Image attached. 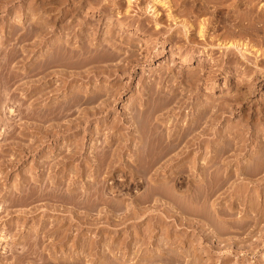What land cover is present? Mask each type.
Wrapping results in <instances>:
<instances>
[{
  "label": "bare ground",
  "instance_id": "6f19581e",
  "mask_svg": "<svg viewBox=\"0 0 264 264\" xmlns=\"http://www.w3.org/2000/svg\"><path fill=\"white\" fill-rule=\"evenodd\" d=\"M64 1H66V0H64ZM70 1H71L70 5H72L73 4L72 0H70ZM135 1L136 0H125L126 4H124L125 5L124 8L122 7L123 10L121 8V11H123L124 13L120 12V11H118V12L123 13V16L127 15V17H129L128 15H131L130 13H132V10H133L132 7L134 6L133 3ZM149 1H151V0H149ZM226 1L228 2L227 4H225ZM243 1H245V0H243ZM252 1L251 0L248 1L247 4H249V6L247 7L246 10H244V13L246 11L245 14H241L238 12L236 13V11H238L236 7L241 5L242 0H202L200 2V4H199V2H196V0H195L194 2L198 3L197 6L195 5V7H192V4L189 1V3L191 4V7L188 8V10H189V13H191L192 15L194 14L196 16L197 14L200 15L199 12L205 13L206 11L208 12L209 10H211V8H212V10H211L212 12L214 11L216 13L217 12L220 13L221 11H223L225 9L223 7V5L229 6L230 3H233V5H236V7H235L236 11H234V9L232 10V8H231V10H230V8L228 10L226 9L227 11L226 10L223 11L224 16H222L227 21V22L225 20L222 21L224 23V25H225V22L227 25L229 22L228 29L226 28L229 31L228 32L226 31V33H228L226 35H228L229 37L233 36V39H231L232 37L228 40H225L223 38L224 40L220 42L216 38L215 39L216 42L214 40H213V42L217 45L224 47L227 55H228V52L231 53L234 51L235 54L240 52V57H243L248 52L249 53L256 52V49H257L253 43H252L253 44L252 45L249 41H247L245 39L247 42H249V44H251V45H249V48L250 47H252L253 49H254V47L256 48L254 50L251 48V50H253V52H251L250 49H247L248 43L246 41H242V40H244L243 39L244 33H246V34L249 33L250 35L253 36V38L255 37V39H257L256 42H259V43L261 41L264 42V16L259 17L258 15H261L263 13H261V14L259 13L257 15L256 11L254 12V15L252 14V10H253V8H255L254 3H252ZM52 2H54V1H52ZM62 2H63V0H62ZM191 2H192V0H191ZM254 2H256V1H254ZM84 3H86V2H84V0H77L76 2H74V6L72 5L73 7L71 6V8H73L76 13L80 12V11H82ZM97 3H99V2H97ZM112 3H114V2H112ZM156 3H158V4L160 3L162 5H165V7H169L168 9H170L171 5H173V4L170 0H152L150 2V4L147 2V4H146L147 6L145 5L146 7H148L150 9V10L148 9L150 12L152 10V14H153L152 16L154 18L153 22H151L149 24V26L152 27V29L155 30V32L157 31L156 33H158V31L160 29H162V26H163L162 24L164 22L161 23L162 20L160 22V19H161V16H163V13L161 12L162 15L158 13L159 11H157V9H156V6H157ZM62 4L63 3L56 4V6L53 5L50 8H48V7L44 8V6H42L44 8V10L47 12V14H46L47 16L43 15L40 17V15H37L36 17H33L31 12L30 13L28 12L29 15L26 16V21H28V22H27V25H26L24 32H23V39L26 42L21 46V50L20 49L19 50L13 49L10 56L14 57L17 55V53H21V56L24 58V57L32 56L33 55L32 52L34 53V49L36 50V49L42 48V46L45 42V39H47L46 35H49V33L53 34L56 31L55 30L56 27H52L55 25L54 23H56L57 21H61L60 22L61 24L64 23L65 22L63 20L64 17L67 16V14H69L71 12V9L69 6L64 7L65 5L63 6ZM93 4H94V2H93ZM155 4H156V6H155ZM41 5H47L48 6L49 2L40 4V7H41ZM60 5H62L63 7ZM90 5L93 6L92 4H90ZM102 5H104V4L102 3ZM96 6H98V5L96 4L95 7ZM107 6H109V5H106L105 7L107 8ZM111 6H113V4ZM189 6L190 5H187L186 7H189ZM227 6H225V7H227ZM105 7H104V9H105ZM116 7H118V6H116ZM116 7L114 5V8H112V9L115 10V9H117ZM186 7H184V8H186ZM222 7L224 9H222ZM51 8L52 9L55 8V11L51 10ZM90 8H93V7H90ZM162 8H163V6H162ZM93 9H95V8H93ZM109 9L111 10V8H109ZM194 9H195V12H194ZM48 10L52 11L55 14L54 18L52 16H50V17L48 16V13H49ZM118 10H120V9H118ZM241 10H243V9L240 8L239 11H241ZM30 11H32V10H30ZM45 11H44V13H45ZM133 11H135V10H133ZM185 11H187V10H185ZM107 12L109 13V11H107ZM234 12H235V14H234ZM167 13H165V15ZM73 14H74V12H73ZM133 14H132V16H133ZM221 14H223V13L221 12L220 15ZM236 14H240V15H236ZM69 15L71 16L70 18H68L69 21L66 20V21H68V23H65L64 25H60V23H59V30H60L59 34H60V36H63V41L59 42L58 41L59 38L56 39L58 44L55 43V46H54L52 53L49 55H45L46 54L45 53L44 55H41V56H38L40 53L37 54L38 57H35L33 60L28 62V64L25 65L24 68H21L22 70L17 71L15 74L10 70L9 75H7V77L4 81L7 84L10 81V79L17 74L22 76V77H25L26 78L25 79L26 85L24 87V93H23L24 100H27V99L31 100L30 102L28 101L29 102L28 104H26V111L24 112V116H25L26 121H24V120L22 121L23 122V123H21L22 128H20L19 133L17 132V135L15 132L16 136H19V134L21 136H23V137H21V139H23V143H20V142L17 143L18 147H20L19 153H23L26 155V154L30 153L31 151L33 152L35 149L37 150L36 147H39V145L41 143L40 140H43V139L48 140V138L49 139L53 138L55 141L54 135H57V138L62 136L65 139V141H69L71 139H76V141L72 145L68 146V149H66L67 146L65 147V144L62 145V147H60V144H59V146L56 144V147H58V152L54 151V149L52 150L53 152H57L55 156H58V157H55V160L53 159V161H51V160L47 159V157H45L44 160L42 159L43 160L42 162L40 160L41 164H38L36 162V160L38 161L39 159L35 160V163L38 164L41 168L40 173L42 174L41 176H43V177H40V175H38L39 178H38V176H36L37 178L32 179L33 181H31V183H33V184L35 183V185L32 184L29 187H27L26 191L30 192L28 199H29V201H30V199L31 200L38 199V197L40 198L41 196H43L47 193L49 194V191H50L49 195H51L50 189L54 190L56 188V187L54 188L55 185L52 186L54 189L51 186H48L49 189L45 190V187L47 185L45 186V184H42L43 181L40 182V180L42 178L47 179V177H48V179H49V177H52V178H55L57 181L65 179V183H63V184L66 185V187L63 189L64 186L63 187L60 186V184L62 183L61 181L57 187L60 186L61 188L60 187L59 188L61 191L63 190L65 192V194H69V196L67 195V197H68L67 198L66 196H64V197H62L63 195L61 196V194H63V193H61V191L56 192V193H60V194H57L54 196H60V197L58 199L55 197L56 199L55 198L54 199L60 200L62 198H65L67 201H70V199H73V200L77 201V204L76 203H74V204L78 205V203L81 201L78 199L79 196L76 195L78 193H75V192L79 191V190H76L74 188L75 184L72 183L73 184L72 187L74 186L73 188L76 191L74 192V191H72L74 189H72L71 191L73 193H68V192H70L69 190L71 188V187L68 188V186L71 184V181H72L70 179L71 180L70 184L67 182L66 178L68 176H69V178H80L81 177L84 179L86 177V178L90 179V177L96 178L97 176H99L103 173L108 174V175H109V173L115 174L114 173L115 171L118 172V173H116V175L124 174V170H126V171L128 170V173L125 172L126 173L125 176H128L130 178V183L133 182V180H136L134 182H137L138 181L137 179H141L142 182L140 180L139 181L141 183H145V184H143V185H145L144 186L145 190L142 192V190H143L142 189L140 191V193H137V194L135 193L133 196L128 197L127 199L125 196H121V198L118 197V198H120V199H118L119 202L115 201L116 198H113L115 194L111 195L112 193H110L109 190H108L109 192H107V194H109V195H107V196L103 195L101 193V195H103V196L100 198H102V199H97V202L99 200H102L104 202L105 208H103V211H104V209H105V211L104 212L102 211L100 213L99 211L102 210L103 206L99 205L101 207V210L99 208H97V206H96V209H98V213H100L99 215L96 213L97 214L96 216L99 217L103 213L104 215H101L102 216L101 218H103L105 216V218L103 220H105L104 222L106 223V225L103 226V224H101L99 226V224H98L97 227L95 228L96 229L95 231L94 230L91 231V229H90L91 227H90L88 229V232L89 233L93 232L94 235H92V236H95V235L97 236V233H101V232L103 233L104 232L105 237H103V238L101 237V239H103L102 242H100V239L98 240L96 238L93 240L92 236H91L92 241L90 242V240L89 241L87 240L88 242H90L88 246L86 245V247H84L85 245L84 246L82 245L83 247L80 246L81 248L76 247L79 249V250L76 249L78 252L76 251L74 253L75 248H74V250H73V248L71 249V247L69 248L70 245L69 246L67 245V243H69L67 240L72 241V242H70L71 245H72V243H74L73 245H75V242H77L79 244L80 240L82 241V239L78 237L79 233L78 234L75 233L77 235V238L79 239V241H75L76 238L69 239L70 234L72 232H75L76 230H78L80 232L81 230H83V227L87 228V226H82L80 223L78 224V221H77V224H75L74 223L75 221H73L74 220L73 218L76 215L74 216V212L72 211L74 209H71V207H68L67 213H64V214L61 213V215L63 214V217H60L61 215L59 216V213H58V218L62 219V221H63V222L61 221L62 222L61 225L59 224L60 220L56 219L59 222H55L56 221L55 217H54V219H53V217H51L52 218L51 220L44 219V221H42V222L40 221V223L38 222L39 224H37V225L36 224H34V225L30 224L32 227L31 228L29 227L30 229L27 228V230L30 231V232L29 231L28 232H29V234L30 233L32 234V237L30 236L31 235L30 234L29 240L27 241L26 245L21 247L22 249L18 253L15 252L17 255L14 253L16 255L15 260L14 261L11 260L12 262L9 261V263H11V264H201L202 261L204 260V257H203V260L201 261L197 256L200 254L201 248H205L204 250L209 251V253H207V258L211 255L221 256L220 252H223L221 250H223V246H225V244H227L226 246H228L229 243H233V244L236 243V245H237V241H241L242 239L247 238L248 234H252L250 232L255 229L254 226L260 227L259 225L256 226V224L252 225L253 223H251V222H252V219L254 216L253 217L250 216V217H252V219L248 221V219L246 218L248 215L245 216L246 214L244 212V217H242L243 215H240L243 218V221L240 220L241 218L239 219L240 221H236V220H238L237 218L239 217V214L243 213V210H241V213H239L240 211L238 209L240 207H243V209L244 210L246 209V211H247L248 207L250 205L252 206V204H248L249 203L248 201L249 200L251 201L253 199H249V197H248V199H249L248 201L246 199L247 190L249 189V188L248 189L246 188L248 186V184L251 182L252 186L253 185L255 187L258 186L257 188H259L258 189L259 194L261 192V191H259L260 187H262L260 185L264 184V143H262L263 147H260V151H258L259 153L257 152L258 154L257 153L254 154V153L250 152V153L254 154L252 156L249 153V155H251V156L247 159V162H245V163L241 162L242 164L240 162H238V164H237L236 159L238 160L237 157L239 155H242V152H246L247 150H249L248 149L249 145L253 141L254 138H256V137L258 139H260L261 137H262L261 139L264 138V131H262V129H264V128H262L260 131H258L259 128H257L258 130L256 131L255 129L248 128V127L243 128L241 130H240V128L239 129L235 128V130L234 129L228 130L226 128L222 129L219 126L216 127V126L212 125V122L216 118L221 116L220 113H219L220 116H219V114L217 115L218 117H216V114L215 115L211 114L215 117V119H214V117H211L210 115H208V116L205 115L206 113L203 112V110H202V112L200 111V114H199V112H197L199 114L198 116L196 115L197 120L193 122V124L191 125V127L187 131H181L180 133H176V129L175 130L173 129L171 131L165 132V131L160 130L161 128L158 129L156 123H155L156 126L150 125V123H149V121H150L149 117L151 116L150 115L144 121L143 132L137 133L136 127L134 125H130L129 130H127L126 132L121 134L122 136L118 135V137L117 136L112 137L110 135L111 137L108 136L109 137L108 139H107V137H105L106 139L101 140L102 144H99L96 146V148H98V149L94 148L93 151H90L91 152L90 155H87V156L84 155V151L87 148L86 141L88 139L84 140L83 136L85 135V133L80 134V131L83 130L85 132V130L89 126L88 122H90L91 118L95 117V115L102 113L104 111L105 112L110 111L108 109V107L110 106V103H111V100L109 97L114 92L111 88H108V89L105 88L106 86L104 84L103 85L105 87H101L102 85L100 84L101 86H97V87L94 86L95 88H93V89L89 88L90 91H88V90H86L88 88L85 87L84 84H86V86H87V84L89 82H91L94 79V77L97 76V78H98V76H101V75H103V77H104V78H102V77L100 78L101 81H103L104 79L107 78L104 75H109L111 73L112 74L115 73L116 75H118L117 72H119V70H121V72H122V71H125L126 69L122 70L121 66H120V62H119L120 57L122 59L123 55H121L119 57V61L117 58L119 56V52H121L118 50L119 46L117 45L120 41L118 43L115 42L114 39H115L116 35H115V37H112V35H113L112 33L106 34L107 30L109 28L111 29V27H110L111 25H109V28L106 29L105 34L103 31V34L105 36L100 37L101 33H99L97 29H96L97 30L96 32L93 31L95 33H92L91 30H88L90 33L86 32L87 34L84 33L85 35H82V34H80L82 32V30H80L81 32H79V33L72 32V29L74 27L72 24L73 23L75 24L74 20H76L75 19L76 15H72V14H69ZM150 15H151V13H150ZM170 15L171 14H169L168 18H170ZM172 15H174V14H172ZM211 15L212 14H210V17H211ZM110 16L112 17L111 14H110ZM195 16H194V18H195ZM115 17H116V15H115ZM127 17L125 16L124 18H127ZM164 17H166V16H164ZM217 17H219V16H216V18L212 17L213 18L212 20H216ZM236 17H237V21H235ZM108 18H106V20H108ZM130 18H131V16H130ZM172 18H170V19H172ZM196 18H197V16H196ZM132 19H133V17H132ZM220 19L223 20L222 18H220ZM86 20H88V19H86ZM114 20H116V19H114ZM198 20H199L198 25H196L194 22H192V23L190 22L191 24L188 27L189 28L191 27L190 29L192 31L197 32L199 35H201L204 38L206 36V32H205L206 28L204 27L205 22H202L201 19H198ZM89 21L92 22L91 20H88V22ZM109 21H111V20L109 19ZM173 21H174V18H173ZM177 21H178V19H177ZM203 21H204V19H203ZM82 22H83V20H82ZM111 22H107V23H111ZM122 22L120 25L117 24V26L120 28L128 27L129 23L127 24L126 22L125 23H122ZM149 22H150V20H149ZM175 22H176V17H175ZM76 23H77V21H76ZM96 23L95 24L91 23L90 25L98 26V24H96ZM107 23L105 24L106 26H107ZM188 23L186 22L184 25H186V24L188 25ZM208 23L209 24L212 23L211 19L210 20L208 19V22L206 23V25ZM216 23H217V21H216ZM223 23L220 22L219 24L222 25ZM78 24L81 25V23H78ZM146 24L148 25V23H146ZM83 25H84V27H86L85 23ZM87 25L89 27V24H87ZM112 25H113V23H112ZM224 25H222L221 27H223ZM113 26H116V25H113ZM81 27H79V28H81ZM136 27L137 26H135V28ZM140 27H143V26H140ZM206 27H208V26H206ZM221 27H219V28H221ZM225 27H226V25H225ZM137 28L139 29V26ZM144 28L148 30L149 27L147 28V26H146ZM212 28H214V27H212ZM152 29H150V30H152ZM217 29L215 28L212 30H217ZM83 30H84V28H83ZM114 30L115 29H113V31ZM131 30H130V32L132 34L133 31H131ZM153 30H152V32L155 33ZM130 32L128 31V33H130ZM133 33L136 34L135 31ZM236 33L238 35L243 34L241 36L243 38H241V39L236 38L235 39L234 35ZM114 34H116V32ZM137 35H138V33H137ZM188 35H189V33L187 34V36ZM226 35H224V36L222 35V36L226 37ZM250 35H249L248 40L252 41L250 39ZM60 36L58 35V37H60ZM209 36H208V38L211 39V37H214L215 34H214V36L213 35L211 37H209ZM187 38H190V37H187ZM60 39H62V38L60 37ZM127 39H128V37L126 38V40ZM191 39H192V37H191ZM212 39H214V38H212ZM212 39H211V41H212ZM133 40L135 41L136 39H134V36L132 34L127 41H129L130 45H132V43L134 42ZM205 40H208L207 42H210V44H211V41H209V39L206 38ZM202 41L205 42L204 40H202ZM217 41L219 43H217ZM137 42L138 41H136L134 43H136L138 45ZM254 43H255V41H254ZM255 44H257V43H255ZM139 45H141V43ZM120 46H122V44ZM122 47H124V45ZM138 47H141V46H138ZM146 47L148 48L147 45H146ZM128 48H129V46H128ZM243 50L244 51L250 50V51H248V52L245 51L246 54H244V52H242ZM258 50H257L256 54L258 53ZM129 51H131V50H129ZM129 51L124 53L125 49H124V51L122 49L121 53L127 54ZM131 53L132 52H130V54ZM134 53H136V52H134ZM158 53H159V51L155 52V54H158ZM256 54L254 53V55H256ZM258 54H261V52ZM247 55H246V57H247ZM125 56L126 55H124V57ZM129 56H131V55H129ZM232 56H235V55L232 54ZM127 57H128V55H127ZM134 57L135 56L128 57V61H131V60H129V58H132V60H134ZM227 57H229V56H227ZM246 57H244V59ZM263 57H264V55H263ZM235 58H237V56ZM249 58H250V55H249ZM115 59H117V61L119 62L120 69L115 68L118 66L117 61ZM123 59H122L123 61L126 60L125 58H123ZM229 59L230 58H228V60ZM259 59L261 60L262 58H259ZM179 60L180 61H186V62L190 61V60H192V54L191 53L180 54ZM256 60L254 59V61H256ZM240 61H242V58ZM115 63L117 64L116 66H114ZM125 63L126 62L123 63L124 64L123 66H125ZM121 64H122V62H121ZM2 66L0 65V67H2ZM54 66H55V68L51 69V67H54ZM111 66L112 67L114 66V68H112ZM241 67H242V65H241ZM245 67H246V65H245ZM217 68H214V69L217 70ZM123 69H124V67H123ZM201 70H202V68H201ZM201 70L199 72H201ZM210 70H212L211 67H210ZM243 71H245V70L243 69ZM211 73L213 75L216 72L211 71ZM211 73H209V75H208L210 77L207 76L206 79L207 78L212 79L211 75H210ZM192 74L194 75L196 73L194 72ZM201 74L200 75L197 74L198 76L196 75L197 78H195V80H197V79L199 80L202 77ZM189 75L191 77V73ZM185 76L188 77V74ZM196 76H194V77H196ZM205 76H206V73H205ZM98 80H99V78H98ZM98 82H100V81H98ZM98 85H99V83H98ZM72 86H74V87L72 88ZM83 87L85 89H83ZM70 88H72V89H70ZM124 88H126V86ZM66 90L67 91L70 90V91H68L70 93V95L67 94L68 97H64V98L62 97L58 100L55 99V101L53 99H51L50 96H51V94H54L53 92H55V91L62 92V91H66ZM117 90H115V91H117ZM55 93H57V92H55ZM48 97H50V98L48 99ZM174 97L175 96L173 95V99H174ZM0 98H2L1 94H0ZM46 98L48 100H46V103L42 104L43 103L42 99H46ZM157 98L160 101L158 100L157 101L158 104L156 102L157 105H155L154 108H151V109L152 110L155 109V111L157 109L168 110L169 108L167 107V103H169V101L171 103L172 95H171V97H169V96L165 97V96L159 95ZM224 100H226V99H224ZM229 100H231V97ZM234 100H235V98H234ZM176 101H178V100H176ZM176 101H174V102H176ZM210 101H208V102H210ZM172 102H173V100H172ZM213 102L209 105L214 106ZM215 104H218V103L216 102ZM227 104H228L227 102H224L223 106L227 105ZM207 105H208V103H207ZM220 106L217 105L218 108H220ZM228 106H229V104H228ZM170 107H172V105ZM221 108H222V106H221ZM228 108L230 109V107H227L226 109H228ZM207 109H209V108L207 107ZM224 109H225V106H224ZM9 110H11V108L8 109L7 111H9ZM166 110H164L163 112H165ZM169 110H171V109H169ZM111 111H112V109H111ZM161 111H160V113L163 114V112H161ZM225 111L230 112V110H224L222 112L224 113ZM139 113H140L139 108H134V111H132L130 116L127 118H124L123 120L124 121L130 120V122H132L131 120L135 119L137 116L140 117ZM162 114H160V115H162ZM165 114L166 113H164V116H165ZM224 116H226V115H224ZM10 117L11 116H9L8 119H10ZM66 117H69V118L66 119ZM139 117H137V118H139ZM62 119H64V120H62ZM11 120H13V119H11ZM46 122H48L47 125H45ZM3 123H5V122H3ZM114 123H115L114 125H116L117 118L114 119ZM5 124L7 126H5V128L3 129L2 136L0 137V139H3V140H5L11 136L14 137L15 136V135H13L14 129H15V126H17V125H15V123L10 122V121L6 122ZM119 124L122 125L121 122ZM129 124H132V123H129ZM258 124H259V122H258ZM261 125L263 126L262 123H261ZM124 126L125 125L123 124V127ZM256 126H258V125H256ZM198 127H200V128L198 129ZM258 127H260V126H258ZM191 131H195V132L193 134H191L190 136H188V134ZM32 132L35 133V134L33 133L34 134L33 136H31ZM261 135H263V136H261ZM259 136H261V137L259 138ZM42 137H45V138L42 139ZM257 138H256V141L254 140L256 143L258 140ZM135 139H137V140H135ZM37 140H38V142H37ZM39 141H40V143H39ZM95 141H97L96 138H95ZM35 142H37V143H35ZM261 142H264V140H261ZM254 143H253V145H255ZM3 144L6 145V147H3L2 146ZM3 144L0 145L1 146L0 147V168L3 164H5L6 166L11 165L12 159L15 158V157H12L11 155L12 154L14 155L16 153V152L13 153L10 150V149L13 150L12 147L14 146V145L11 146V140H7ZM94 144H96V142H94ZM89 146H91V148H92V145H89ZM93 146L95 147V145H93ZM250 147H252V146H250ZM257 149H259V147ZM126 150H131L133 155H129V157H124V151H126ZM255 150H256V148L254 149V151ZM10 151L12 152V154L10 153ZM36 153L37 152H35V155H36ZM8 154H9V158L6 157ZM17 154L18 153H16V155ZM39 154L42 155V152ZM50 154H48V157ZM53 154L54 153H52L51 155H53ZM51 155H50V159L53 157ZM249 155H247V156H249ZM122 156H123L124 162L120 163L118 161L122 160L121 159ZM244 159H243V161H244ZM74 160L77 161V164L75 163L76 166L73 167L70 165V167H69L68 164ZM177 162H179V164H177ZM84 163L87 165L90 163H93L92 164V165H94L93 169L91 168V169L87 170L85 168L86 166L82 167V165H84ZM174 164H176V165H174ZM38 165H37V167H39ZM172 165H173V167H171ZM62 166L64 167V169L60 170L59 168ZM132 166L133 167L135 166V167L132 169H129ZM166 167L170 168V169H168L170 171L168 172V170H167V172H166L167 174L162 175L161 172H164ZM119 172H121V173H119ZM260 172H263V173L261 174ZM258 173L260 175L257 176ZM105 174H103V175L105 176ZM52 178H50V180H52ZM237 178L238 179L240 178V180H237ZM84 180H86V179H84ZM45 181H47V180H45ZM38 182L41 185H39V184L36 185ZM50 183H52V181ZM84 183H85V181H84ZM141 183H139V184H141ZM52 184H55V182ZM88 184H91L92 186L94 185L93 183H88ZM97 184H96L97 188L93 189V191H96L97 189L99 190V187H101L100 185H104V184H99V187H98ZM134 184L136 186L137 183H134ZM91 185H90V188H91ZM139 186H142V184ZM249 186H251V185H249ZM48 187H46V188H48ZM105 187L103 186V188H105ZM180 187H182V188H180ZM92 188H94V187H92ZM252 188H251V190H254V188L253 189ZM82 189H84V188H82ZM84 190L86 191V189H84ZM101 190L103 191L105 189H101ZM251 190L248 193H251ZM5 191H7V190L5 189L4 192ZM26 191H24V192H26ZM55 191H58V190H55ZM83 191H81L80 194H83ZM254 191H252V192H254ZM104 192H106V191H104ZM255 192L258 193L257 191H255ZM262 192L264 193L263 189H262ZM7 193L5 192V194H7ZM52 193L55 194V192H53V191H52ZM85 193H87V192H85ZM88 193H90V192L88 191ZM91 193L89 194L90 197H91ZM48 194L46 196H49ZM3 195H4V193H3ZM101 195L99 193V195H96V197L99 198V196H101ZM252 195H255V193H252ZM26 196H27V194H26ZM54 196L52 195L50 197H54ZM76 196H78V197L76 198ZM84 197L89 198V196H86V195ZM93 197H91V199H93ZM96 197H94V198H96ZM122 197H124V198H122ZM81 198H82V196H81ZM253 198H255V197H253ZM261 199H262V201L260 203V206L257 205V207L260 208L261 212L260 211L256 212V213H254V215L257 213H259L258 215H261L260 213H262V211L264 210V198H263V196ZM55 200H53V201H55ZM254 200L256 202L253 201L254 202L253 206L256 207V205H254V204L259 203V202H257L258 197L255 198ZM86 201L82 202V203L87 204V202L88 203H89V201L91 202V200H89L87 202ZM92 202L89 203L90 207L92 206L91 205ZM95 202H96V199H95ZM52 203L54 204V202H52ZM58 203H60V202H58ZM80 204L81 203H79V205ZM56 205L58 206L59 204L56 203ZM93 205H96V203L95 204L93 203ZM4 206H6V205H4ZM64 206H66V205H64ZM81 206L82 205H80L79 207H81ZM32 207H33V205H32ZM75 207H73V208H75ZM87 207H88V204H87ZM87 207H86V209H87ZM90 207H89V209L94 208V210H95V206L91 207V208ZM115 207H117V208L115 209ZM257 207H256V210L258 211L259 208L257 209ZM2 208H3V206H2ZM5 208H6L5 211L9 210L7 207H5ZM0 209H1V207H0ZM240 209H242V208H240ZM61 210H63V209H61ZM63 211H61V212H63ZM236 211L239 214H238V217L235 219L234 218L235 216L233 214H235L234 212H236ZM8 212L9 211H7V213ZM252 212H250V213H252ZM84 213L86 215V213L88 214L89 212L84 211ZM47 214H49V213H47ZM75 214H76V212H75ZM56 215H57V211H56ZM262 215H263V213H262ZM262 215H261V218H262ZM81 216L82 215L80 214V217ZM83 216H84V214H83ZM89 216H90V214H89ZM96 216H94L93 219H98V217L95 218ZM256 216L254 218L256 220V222L262 220V219H260V220L258 219V218H260V216L258 218H256ZM76 218L77 217H75V219ZM80 219H81L80 221H82V217ZM257 219H258V221H257ZM52 220H55V221H52ZM85 221H86V219L83 222H85ZM97 222H98V220H97ZM87 223L89 226L90 223L89 222H87ZM94 223L92 222V224H94ZM259 223L261 225V222H259ZM62 225H63V227H62ZM250 225L253 226V227H251V229L253 228L252 230L249 229ZM80 226H81V228H80ZM93 226H95V225H93ZM102 228H105V230ZM83 231H84L83 233H85V232L87 233V231H85V230H83ZM233 232L237 233V234L242 233L243 235L238 236L236 234V236H235V235L231 234ZM99 236H101V235L99 234ZM235 237H237V238L235 239ZM222 241H224L225 243H223ZM221 242L223 243V245H221L222 244ZM198 243L201 245H199ZM78 244H76V246ZM80 244H85V242L84 243L82 242ZM230 246H231V244L228 247H230ZM72 247H75V246H72ZM228 247H226V248H228ZM9 250L14 251L15 248H14V250L12 248H10ZM226 252L229 256L231 255L230 253H233V254L236 253L233 249L232 250L228 249V251H225V253ZM8 253L9 252H7V254ZM222 254H224V253H222ZM11 255L12 254H10V256ZM90 255H92V257H90ZM195 255L197 256L196 259H195ZM200 255H199V257H200ZM205 255H206V253H205ZM224 256H226V254H224ZM7 257H9V255ZM212 257L213 256H211V258ZM226 257H227V259L231 258L228 256H226ZM207 258H206V260H207ZM211 258L209 257V259L212 262ZM223 259H224V257H223ZM206 262L205 263L208 264V261H206ZM211 262L209 261L210 264H211ZM221 262L222 263H219V264H228V263H225L226 262L225 260H223ZM0 264H6V263L4 261V262H0ZM202 264H204V263H202Z\"/></svg>",
  "mask_w": 264,
  "mask_h": 264
},
{
  "label": "rangeland",
  "instance_id": "374dc122",
  "mask_svg": "<svg viewBox=\"0 0 264 264\" xmlns=\"http://www.w3.org/2000/svg\"><path fill=\"white\" fill-rule=\"evenodd\" d=\"M52 1H54V2H52ZM58 1L59 0H56V1L55 0H0V63H1L0 65L1 66L3 65L2 67H0V94L2 97V98H0V137L2 136L3 129L5 128V126H7L5 123L8 121L13 122V123H15V125H17V126H15L13 135H15V132H16V135H17V132L18 133L20 132V128H22L21 123H23L22 121L23 120L26 121L25 116H24V112L26 111V104H28L31 101L30 99L24 100L23 93H24V87L26 85V83H25L26 78L25 77H22V76L17 74L15 76H13L7 84H6V82H4L7 75H9L10 70L15 74L17 71L22 70L21 68H24L25 65H27L28 62L33 60L35 57L44 55L45 53H46L45 55L51 54L53 49H54L55 43L58 44L56 39L59 38L58 39L59 42L63 41V36H60V34H59L60 33L59 32L60 31L59 30V23L61 21H57L56 23H54L55 25L52 26V27H56V29H55L56 31L53 34L49 33V35H46L47 39H45V42H44L42 48H39L36 50L34 49V53L32 52L33 55L31 54L32 56H28V57L23 58L21 56V53H17V55L14 57L10 56L13 49L14 50H19V49L21 50V46L26 42L23 39V32H24V29H25L27 22H28V21H26V16H28L29 13L31 12L33 17H36L37 15H40V17H41V16L47 14V12L44 10L45 7L50 8L53 5L56 6V4H61V3H63L62 4L63 6L65 5L64 7H68V6L70 7L71 12L69 14L76 15L75 16L76 20H74L75 24L74 23L72 24L74 26L72 29V32L79 33V32H81L80 30H82V32L80 34L85 35L84 33H86V32L90 33L88 30H91L92 33H95L98 30V32L101 33L100 34V37H101V36H105L104 34H105L106 29L109 28V25H111L110 26L111 29L109 28L107 30L106 34L112 33L114 35V36L112 35V37H115V35H116V37L114 39L115 42L118 43L120 41L118 44L116 43L119 46L118 50L122 52V49H123V51L125 49L124 53L131 50L128 52L129 54L128 53L122 54L121 52H119V56L117 57L118 61H119V57L121 55H123L122 57L125 58L127 61H128V57H131V56L136 57L137 56L136 58L134 57V60H132L133 57L129 58V60H131V61H128V62L126 60L123 61L124 59L122 58L123 59L122 60L120 57L119 62H120L121 69L122 70L126 69V70L122 71V72H121V70H119V72H117L118 75H116L115 73L109 74L110 76L104 75L107 78L105 77L106 79H104L103 81H101V79H100L101 77L104 78L103 75L98 76L99 80L96 76V77H94V79L91 82H89L87 84V86H86V84H84V86L88 88V89H86L88 91H90L89 88L93 89L97 86L102 85L101 87L106 86L105 88H107V89L111 88L116 93L115 94L113 92L114 95L111 94V96L109 97L111 100V103H110V106L108 107V109L110 111H108V112L104 111L102 113L95 115V117L91 118L90 122H88L89 126L85 130V132L83 130L80 131V134L85 133V135L83 136L84 140L88 139L86 141L87 148L84 151V155H86V156L90 155L91 154L90 151H93L94 148L98 149V148H96V146L99 144H102L101 140L106 139L105 137H107V139H108L111 136L112 137L113 136L118 137V135L120 136L121 134H123L124 132L129 130L130 125H134L136 127L137 133L143 132L144 121L150 115H151L149 117L150 125L156 126L155 125V123H156L157 128L158 129L161 128L160 130L165 131V132L171 131L173 129L174 130L176 129V133H180L181 131H187L191 127L193 122L197 120L196 118L200 114V111L202 112V110H203V112L206 113L205 115H207V116L210 115L211 117H214L211 114H214V115L216 114V117H218L217 115L220 113L221 114V116L219 114L220 117H218L216 119L214 117L215 120L212 122V125L216 126V127L219 126L222 129L226 128L228 130H230V129L235 130V128L236 129L240 128V130H241L243 128L248 127V128H253L256 131L258 130L257 128H259L258 131H260L262 128H264V57H263V55H264V53H263L264 52V44L263 43L264 42L263 41H261L260 43L256 42L257 39H255V37L253 38V36L250 35L249 33H247V34L244 33L245 36L243 34L238 35L236 33L234 35L235 39L236 38L241 39L244 37L243 38L244 40H242V41L247 40L251 44L253 43L255 45V47L257 48L256 49L254 47V49H256V52L258 49H259L258 53L261 52V54H258V53L256 54V52H253L254 49L252 47L249 48V45H251V44H249V42L246 41L248 43L247 49H250V50H251V48L253 49V50H251V52H253V53H249L248 51H250V50H245L246 52H248L247 53L248 55L246 54V52L244 50L242 51V52H244V54L247 55V57H246V55L243 57H240V52L235 54L234 51H233L234 53L228 52V55H227L224 47L217 45L213 42V40L215 41L216 38L220 42L223 41L224 39L228 40L231 37H232L231 39H233V36L229 37L228 35H226V34H228V33H226V31L227 32L229 31V30H227L229 22L227 25L226 24L227 21L224 19V17H222V16H224L223 11H225L226 9L228 10L230 8V10H231V8H232V10L234 9V11H236V9H235L236 5H233V3H230L229 6L225 5L227 7H225L223 5V7L225 9L222 7V9H224V10L221 11L223 13L221 15H220L221 12L220 13H218V12L216 13L214 11L212 12L211 11L212 8H211V10H209L211 13L209 11L208 12L206 11L207 13L206 12L205 13L199 12L200 15L197 14L196 15L197 18L194 14L192 15L191 13H189L188 8L191 7V4H192V7H195V5L197 6L198 3H196V2H199V4H200V2L202 0H198V1L196 0V2H194L195 0L194 1L192 0V2H191V0H170L173 4V5H171L170 9H168L169 7H165V5H162L160 3L159 4L156 3L157 6H156V4H155V6H156L157 11H159L158 13L161 15L163 13V16H161L160 22H161V20H162L161 23L164 22L162 24L163 25L162 29H160L158 31V33H156L157 31L155 32V30H153L152 27L149 26V24L151 22H153V19H154L152 16L153 15L152 10L150 12L149 11L150 9L148 7H146L147 2L150 4V2L152 0L151 1H149V0H136L133 3L134 6L132 7V9L135 11L132 10V13H130L131 15H128L129 17H127V15H125L127 18H124L125 17V16H123L124 12L121 11V8L122 7L124 8V6H125L124 4H126L125 0H96V1L95 0L94 1L88 0L89 2L87 0H84V2H86V3H84L82 11L77 12V13L75 12V10L73 8H71L72 5L74 6V2H76L77 0H72V3H73L72 5H70L71 4L70 0H66V1L63 0V2H62V0H60L59 2ZM90 1L91 2L93 1L94 4H93V2L91 3ZM189 1L191 4L189 3ZM245 1L242 0L241 5L236 7L238 10V11H236V13L237 12L241 13V14L246 13V11L244 13V10H246L247 7L249 6V4H247V3L250 0H245ZM254 1H256V2H254ZM48 2H49V5L51 4L50 6L49 5L48 6L47 5H41V7H40V4L48 3ZM97 2H99V3H97ZM101 2L104 5H102ZM112 2H114V3H112ZM263 2H264V0H259V1L253 0L252 1V3H254V7H255V8H253L254 11L252 10L253 15H254L255 11H256L257 15L259 13L264 14V3ZM89 3L92 4L93 6H91ZM227 3L228 2L226 1L225 4H227ZM96 4L98 6L95 7ZM112 4H113V6H111ZM186 4L190 5V6L186 7L187 6ZM62 5H60V6H62ZM106 5H109V6H107V8H106L105 7ZM114 5H115V7L118 6V7H116L117 9H115V10L112 9V8H114ZM42 6H44V8ZM162 6H163V8H162ZM90 7H93L95 9L90 8ZM104 7H105V9H104ZM184 7H186L187 9ZM109 8H111V10ZM123 8H122V10H123ZM240 8L243 10L239 11ZM118 9H120V10H118ZM184 9L187 11H185ZM30 10H32V11H30ZM43 10L45 11V13ZM51 10L55 11V8H53V9L51 8ZM168 10L169 11L171 10V11L169 12ZM107 11H109V13ZM118 11L123 12V13H120ZM48 12L52 13V14L48 13V16L49 17L52 16L54 18L55 14L50 10H48ZM73 12H74V14H73ZM194 12H195V9H194ZM150 13H151V15H150ZM165 13H167L168 15L167 14L165 15ZM209 13L212 14L213 16L211 15V17H210ZM69 14H67V16L64 17L63 20L65 22L62 24L60 23V25H64L65 23H68V21H69L68 18L71 17ZM110 14L112 15V17L110 16ZM132 14H133V16H132ZM169 14H171L170 18H172V17L174 18V21H173V18L172 19L168 18ZM172 14H174V15H172ZM234 14H235V12H234ZM263 14L258 15V16L263 17L264 16ZM115 15H116V17H115ZM236 15H240V14H236ZM130 16H131V18H130ZM164 16H166V17H164ZM194 16H195V18H194ZM216 16H219V17H217L216 20H212L213 19L212 17L216 18ZM132 17H133V19H132ZM175 17H176V22H175ZM106 18H108V20H106ZM207 18L209 20L211 19V21L214 25L212 23H210V24L208 23L206 25V23L208 22ZM220 18H222L223 20H221ZM86 19L91 20L92 22L89 21L90 22L89 23L88 20H86ZM109 19L112 22L109 21ZM114 19H116V20H114ZM177 19H178V21H177ZM198 19H201L202 22H205L204 23L205 25L203 24L204 27L206 28V31L205 30L204 31L206 32L207 37L206 36L205 37L207 39H209V41H211V39L214 38V39H212L211 44H210V42H207L208 40H205L206 39L205 37H204L205 38L204 39L197 32L192 31L190 29L191 27L190 28L188 27V26H190V24L192 22H194L196 25H198V23H199ZM203 19H204V21H203ZM235 19H236L235 21H237V17ZM66 20H68V21H66ZM82 20H83V22H82ZM149 20H150V22H149ZM224 20L226 21L225 22L226 27H225L224 23L222 22ZM76 21H77V23H76ZM216 21H217V23H216ZM219 21L221 23H223L222 24V25H224L223 27H221L222 25L219 24L220 23ZM107 22H111V23H107ZM121 22L122 23L126 22L127 24L129 23L128 27H125V28L118 27L117 24L120 25ZM184 22L185 23L189 22V23H188V25L187 24L184 25L185 24ZM78 23H81V25ZM84 23H85L86 27H84V25H83ZM91 23L92 24L96 23V24H98V26L90 25ZM106 23H107L108 27L105 25ZM112 23H113V25H116L118 28L116 26H113ZM146 23H148V25ZM87 24H89V27ZM135 26H137V27L139 26V29L137 27L135 28ZM140 26H143V27H140ZM146 26H147V28L149 27L148 30L144 28ZM206 26H208V27H206ZM79 27H81V28H79ZM212 27H214V28H212ZM219 27H221V28H219ZM83 28H84V30H83ZM112 28L115 30L113 31ZM215 28L216 29L218 28V29L212 30ZM150 29H152L155 33H153L152 30H150ZM130 30L133 32L135 31L136 34H134L132 32L134 39H136L135 41L134 40L133 41L134 42L138 41L137 42L138 45L134 42L133 43L131 42L132 45L134 44L132 46V45H130L129 41H127L129 39V37L132 35ZM93 31H95V32H93ZM103 31H104V34H103ZM128 31L130 33H128ZM115 32H116V34H114ZM137 33H138V35H137ZM188 33H189V35L187 36ZM214 34H215V36H214ZM221 34L223 36L226 35V37L228 36L229 38L223 37ZM58 35L62 39H60V37H58ZM212 35L214 37H211ZM242 35H243V37H241ZM249 35H250V39L252 41L248 40ZM208 36L211 37V39L208 38ZM127 37H128V39L126 40ZM187 37H190V38H187ZM191 37H192V39H191ZM202 40H204L207 44L205 42H203ZM253 40L257 44H255ZM218 41H217V43H219ZM140 43H141V45H139ZM121 44H122V46L124 45V47L120 46ZM146 45L148 46V48L146 47ZM128 46L130 49L128 48ZM138 46H141V47H138ZM157 51H159V53L155 54V52H157ZM130 52H132V53L130 54ZM134 52H136V53H134ZM183 53L184 54L191 53L192 54V60L187 61V62L186 61H180L179 60L180 54H183ZM254 53L256 55H254ZM37 54H39V55L37 56ZM232 54H234L235 56H232ZM124 55H126V56L124 57ZM127 55H128V57H127ZM129 55H131V56H129ZM249 55H250V58H249ZM227 56H229V57H227ZM236 56H237V58H235ZM244 57H246V58L244 59ZM228 58H230V59L228 60ZM241 58H242V61H240ZM259 58H262V59L260 60ZM254 59L255 60L257 59V60L254 61ZM115 60L117 61V59H115ZM118 61H117L118 66L115 67L116 69L117 68L120 69ZM121 62H122V64H121ZM124 62H126L125 66H123ZM117 64L115 63V65L114 64L113 65L116 66ZM241 65H242V67H241ZM245 65H246V67H245ZM114 66L113 67L111 66V67L114 68ZM123 67H124V69H123ZM210 67L212 68V70H210ZM53 68H55V66L51 67V69H53ZM201 68H202V70H201ZM214 68H217V70ZM243 69L245 71H243ZM200 70H201V72H199ZM211 71H214L216 73L212 75ZM194 72L196 74L193 75L192 73H194ZM198 72L200 74L202 73L201 74L202 77L199 80L198 79L195 80V78H197V76L200 75ZM190 73H191V77L189 75ZM205 73H206V76H205ZM209 73H211L210 75H211L212 79H210V78L206 79V77L209 75ZM187 74H188V77L185 76ZM194 76H196V77H194ZM208 77H210V76H208ZM98 81H100V82H98ZM98 83H99V85H98ZM125 86H126V88H124ZM73 87L74 86H72V88ZM72 88H70V89H72ZM83 89H85V88L83 87ZM115 90H117V91H115ZM68 91H70V90H68ZM68 91L67 90L62 91V92L55 91L57 93L53 92L54 94H51L50 97L54 101H55V99L58 100L62 97L63 98L68 97L67 94L70 95V93ZM159 95L165 96V97H167V96L171 97V95H172L171 103H170V101H169V103H167V107L171 110L164 109L166 111L163 112L164 110H162V109H160V110L157 109L156 111H155V109L154 110L151 109V108H154V106L158 104L157 101L159 99L157 97ZM173 95L175 96L174 97L175 100L173 99ZM50 97H48V99ZM230 97H231V100H229ZM233 97L235 98V100ZM48 99L47 98L42 99L43 100L42 104L46 103V100H48ZM224 99H226V100H224ZM172 100H173V102H172ZM176 100H178L179 102ZM174 101H176V102H174ZM208 101H210V102H208ZM156 102H157V104H156ZM212 102L214 103V106L209 105ZM216 102L218 104H215ZM224 102H227L229 104V106H228V104L224 105L225 109L223 106ZM207 103H208V105H207ZM171 105H172V107H170ZM217 105L218 106L221 105L222 108H221V106H220V108H218ZM9 107L11 108V110H9L10 112L7 111L8 109H10ZM207 107L209 109H207ZM227 107H230V109L229 108L226 109ZM134 108H139L140 117L137 116L139 118L136 117L135 119L131 120L132 122H130V120L124 121L123 119L129 117L130 114L132 113V111H134ZM111 109H112V111H111ZM223 109L224 110H230V112L225 111L223 113L222 112V111H224ZM160 111L163 112V114L160 113ZM197 112H199V114ZM164 113H166L165 116H164ZM160 114H162V115H160ZM224 115H226V116H224ZM9 116H11L10 119H8ZM67 118H69V117H66V119ZM115 118H117L116 125H114L115 124L114 123ZM11 119H13V120H11ZM62 120H64V119H62ZM257 121L259 122V124ZM3 122H5V123H3ZM120 122L122 125L119 124ZM47 123L48 122H46L45 125H47ZM129 123H132V124H129ZM261 123L263 124V126L261 125ZM123 124L125 125L124 127H123ZM256 125H258L260 127H258ZM199 128L200 127H198V129ZM195 131H191L188 134V136L193 134ZM262 131H264V129H262ZM33 133L34 132H32L31 136H33L35 134V133L34 134ZM16 135L14 137L11 136L5 140L0 139V145H2L7 140H11V146H13V145L14 146L12 147L13 150L12 149H10V150L13 153H15V152L18 153L17 155H16V153L13 155L12 152L10 151V153L12 154L11 156L15 157V158H13L14 160L12 159V164L8 165V166L3 164L2 165L3 167L1 166V168H0V207H1V209H0V262L5 261L6 264H11V263H9V261L12 262L11 260H13V261L15 260V256L17 255L15 252L18 253L22 249L21 247L26 245L27 241L29 240V237L30 236L32 237V234L31 233H30L31 235L29 234L30 231L27 230V228L30 229L32 227L30 224H32V225L36 224L37 225L40 223V221L41 222L44 221V219L51 220L52 219L51 217H53V219L55 217V220L56 219L60 220L59 224L61 225L63 221H62V219L58 218V213H59V216L61 215V213H63V214L67 213L68 207H71V209H74L72 211L74 212V216L76 215L75 217H77L76 219H75V217L73 218L74 219L73 221H75L74 223L77 224V221H78V224L80 223L82 226H87V228L83 227V230L87 231V233L86 232L83 233L84 232L83 230H81L82 232L81 231L79 232L78 230H76L77 232L75 231V232H72L70 234L69 239L76 238L75 241H79V239L77 238V235L75 234V233H77V234L79 233L78 237L81 238L82 241L80 240L79 244L77 242H75V245H73L74 243H72V245H71L70 242H72V241L67 240L69 242V243H67V245L68 246L70 245L69 248L71 247V249L73 248V250L75 248V250H74V253H75L77 250H79L78 248H81L80 246H82V245L83 246L85 245L84 247H86V245L88 246L89 243L92 241V239L93 240L95 238L98 240L100 239V242H102L103 239H101V237L102 238L105 237L104 232L103 233L102 232L97 233V236L96 235L92 236V235H94L93 232H90V233L88 232V229L90 227H91L90 228L91 231L92 230L95 231L96 230L95 228L97 227L98 224H99V226L101 224H103V226L106 225V223L104 222L105 220H103L105 218V216L103 218H101L102 217L101 215H104L103 213L99 216L100 218L98 216H96L97 214L99 215L103 211V208H105L104 202L102 200H99L97 202V199H102L100 197H102L103 195H106V196L109 195V194H107V192L110 191V193H112L111 195L115 194L117 196L116 197L114 195V197H113V198H116L115 201L119 202L118 199H120L121 196H125L127 199L128 197L133 196L135 193L136 194L140 193V191L142 189H143L142 192L145 190V187H144L145 185H143L145 183H141L142 182L141 179H137L138 180L137 182H134L136 180H133V182H131L132 184L130 183V178L128 176H125V174L128 173V170L127 171L124 170V174H119V175H116V173H118L116 171L114 172L115 174L109 173V175L103 173V174H105V176L103 174L97 176L96 178L98 180L94 177H92V178L90 177V179L85 177L84 179H86V180H84L81 177L80 178H69V176H68L67 177L68 179L66 178V180L69 184H70V181L72 180L71 184L68 186V188L71 187L69 190L70 192H68V193H73L72 191L75 192L76 190H79V191L75 192V193H78L76 195H78L79 197L76 196V198L78 197V199L81 201V202H79V203H81L80 205L83 206V207L82 206L79 207L80 206L79 203H78L79 206L76 205L77 201H75L73 199H70V201H67L65 198H62L64 196L67 197V195L69 196V194H65V192L63 190L62 191L60 190L61 187L64 186L63 189L66 187V185L63 184V183H65V179L60 180L62 182L60 184V181H57L55 178L49 177V179H48V177H47V179L42 178L40 180V182L43 181L44 183L42 182V184H45V186L47 185L46 187H48V186L52 187L55 185L54 186V188L56 187L55 189L52 187L54 190L50 189L51 195H49L50 194V191H49V194L47 193L49 196H46L47 194H45V195L41 196L40 198L38 197V199H35V200L30 199V201H29L28 197H29L30 192L26 191L27 187H29L30 185L33 184V183H31V181H33L32 180L33 178L34 179L37 178L36 176L40 175V177H43V176H41L42 174L40 173L41 168L38 165V164H41L40 160L42 162L45 159V157H47V159H49L51 161H53V159L55 160V157H58V156H55L56 153L58 152V147H56V144L58 146L60 144V147H62V145L65 144V147L67 146L66 149H68V146L72 145L76 141V139H71L69 141H65V139L62 136L57 138V135H54L55 136V141H54L53 138H51V139L48 138V140L47 139L44 140L43 138H45V137H42L43 140H40L41 143L39 141L40 145H39V147H36L37 150L35 149L33 152L31 151L33 154L30 152V153L25 155L23 153H19L20 147H18V145H17L18 142L23 143V139H21V137H23V136H21L20 134H19L20 137L16 136ZM261 136H263V135H261ZM261 136H259V138ZM95 138L98 142L95 141ZM256 138H254L253 141L250 143L249 148H248L249 150H247L246 152H242V155H239L240 157L239 156L237 157L238 158V160L236 159L237 164H238V162H240V163L241 162L242 163L247 162V159L251 155L253 156L258 151H260V147H263L262 143H264V142H261V140H264V138L261 139L262 138L261 137L260 138L261 140L257 138L259 140V141L257 140V143L255 142ZM135 140H137V139H135ZM37 142H38V140H37ZM37 142H35V143H37ZM94 142H96V144H94ZM253 143L255 145H253ZM89 145H92V148ZM93 145H95V147ZM2 146L6 147V145H4V144ZM250 146H252L253 148ZM258 147H259V149H257ZM255 148H256V150H255L256 152L254 151ZM53 149H54V151H57V152H53L52 151ZM35 152H37L36 155H35ZM41 152H42V155L39 154ZM250 152H252L254 154H252ZM50 153L51 154L54 153V154L51 155ZM249 153L251 155H249ZM48 154H50L53 157L50 159V155L48 157ZM129 155H133L131 150L124 151V157H129ZM247 155H249V156H247ZM6 157L9 158V154ZM36 159H39V160L37 161ZM121 159L122 160H119L118 162L123 163L124 162L123 156ZM243 159H244V161H243ZM35 160L38 164L35 163ZM75 163L77 164L76 160L70 162L68 164V166L70 167V165H71V166L75 167L76 166ZM92 164L93 163H90L87 165L84 163V165H82V167L86 166L85 168L87 170L91 169V168L93 169L94 165H92ZM177 164H179V162H177ZM37 165L39 167H37ZM174 165H176V164H174ZM134 167L132 166L129 169H132ZM171 167H173V165ZM59 169L60 170L64 169V167L62 166ZM168 169H170V168L166 167L165 171L161 172V174L162 175L167 174L166 172ZM169 171L170 170H168V172ZM119 173H121V172H119ZM260 173L262 174L263 172H260ZM258 175H260V174L258 173L257 176ZM38 178H39V176H38ZM50 178H52V180H50ZM45 180H47V181H45ZM48 180L50 182L52 181V183L55 182V184L50 183ZM237 180H240V178L239 179L237 178ZM84 181H85V183H84ZM138 182L141 183L142 186H139L141 184H139ZM72 183L75 184V187L74 186L73 187L76 190L72 187V185H73ZM88 183H93L94 185L92 186L91 184H88ZM134 183H137L136 186ZM250 183L248 184L247 187L246 186L245 187L247 189L249 188L250 190L253 187L254 190L258 192V189H259V188H257L258 186H256V187L254 185L252 186V183L251 184ZM38 184L41 185L39 182L36 185H38ZM58 184H60V186H61V187L59 186L60 188L57 187ZM96 184L98 185V187H99V184H104V185H100L101 187H99V190L97 189L96 191H93V189L97 188ZM33 185H35V183ZM90 185H91V188H90ZM249 185H251V186H249ZM103 186L104 187L106 186V187L103 188ZM260 186H262V187H260ZM260 186H259L260 187L259 191L262 192V189L264 191V184L260 185ZM46 187H45V190L49 189V187L48 188H46ZM92 187H94V188H92ZM182 187H180V188H182ZM82 188L86 189V191ZM100 188L105 189V190L102 191ZM5 189L7 190L5 192L6 193L8 192L7 194H5V192H4ZM72 189H74V190H72ZM249 189L247 190L246 199H247V201L249 199H253V200L248 201L249 202L248 204H252V206L250 205L248 207L247 211L249 210L250 212H252V211L253 212L252 213H250L249 211L247 212L246 209L244 210L243 207H240V208H242V209H240V208L238 209L240 212L238 210L237 211L239 213H241V210H243V213L239 214L236 211V212H234L235 214H233L235 217L233 215L232 216L236 219L238 217V214H239V217L237 218L238 220H236V221H240V220L243 221L242 217H244V212H245V214H246L245 216H247V215L249 216V217L248 216L246 217L248 219V221L251 220L252 217L254 216L252 219V222L251 221L250 222L253 223L252 225L256 224V226L259 225L260 227L254 226L255 229L252 230L253 228L251 229V227H253V226L250 225L249 229L252 230L250 232L252 234H248L247 238H244L241 241H237V245H236V243H234V244L229 243V245L231 244V246L228 247L229 245L226 246L227 244H225V246L228 248L223 246V250H221L223 252H220L221 256L211 255V256H213L212 258H211V256H209L212 259V262L209 259V257L207 258V253H209V251L204 250L205 248H201L200 249L201 255L199 254L201 258L199 257V255H197V256L201 261L203 260V257H204V260H203L204 262L202 261V263L206 264L207 263L206 261H208V264H210L209 263V261H210L211 264H219V263H222L221 261L225 260L226 261L225 263H228V264H264V217H263L264 216V210L262 211L263 215H262V213H260L262 215V218H261V215H258L259 213L254 215V213L260 211V208L257 207V205L260 206V203L262 201V199H261L262 196L264 198V193L260 192V194H259V192L256 193L254 190H251V193H248V192H250ZM55 190H58V191H55ZM80 190L81 191L84 190L83 194H80L81 193ZM87 190L90 193L92 192L91 197H93V196L96 197V195H99V193H100V195H101V193L103 195L99 196V198L93 197V199H91V197L89 195L90 193H88ZM24 191H26V192H24ZM52 191L55 192V194L52 193ZM60 191H61V193H63V194H61V196L63 195L61 197L62 199H60L63 203L60 200H55L56 198L58 199L60 196H54V195L60 194V193H56V192H60ZM104 191H106V192H104ZM252 191H254V192H252ZM85 192H87L88 194ZM3 193H4V195H3ZM252 193H255V195H252ZM26 194H27V196H26ZM52 195L54 197H50ZM80 195L82 196V198L85 195L89 196V198L84 197L85 199L83 198L84 199L83 200ZM256 196L258 197L257 202H259V203L258 204L255 203L254 205H256L257 209L259 208L258 211L256 210V207L253 206V203H254L253 201H255L254 199L257 198ZM118 197H120V198H118ZM248 197H249V199H248ZM253 197H255V198H253ZM122 198H124V197H122ZM95 199H96V202H95ZM53 200H55V201H53ZM86 200L87 201L91 200V202L93 201L91 204L92 205L91 207L95 206V210H94V208H91L89 206V203H91V202L89 201V203H88ZM64 201L65 202L67 201L66 202L67 204ZM85 201L87 202L88 207H87V204L82 203ZM52 202H54V204ZM58 202H60L61 204ZM56 203L59 205L57 206ZM74 203H76V204H74ZM93 203L94 204L96 203V205H93ZM4 205H6V206H4ZM32 205H33V207H32ZM64 205H66V206H64ZM99 205L103 206L102 210H101V207ZM2 206L4 209L2 208ZM96 206H97V208H99L101 210V211H99L100 213H98V209H96ZM5 207H7L9 209V210H7V211H9L8 213H7V211H5V209H6ZM73 207H75V208H73ZM86 207H87V209H86ZM89 207L92 210L89 209ZM116 208L117 207H115V209ZM61 209H63L64 211ZM56 211H57V215H56ZM61 211H63V212H61ZM84 211L89 212V213L88 214L86 213V215H85ZM104 211H105V209H104ZM75 212H76V214H75ZM47 213H49V214H47ZM63 214L60 217H63ZM80 214L82 215L81 216L82 221H80L81 220ZM83 214L85 217L83 216ZM89 214H90V216H89ZM240 215H243V216L241 217ZM94 216H96L95 218L98 217V219H93ZM250 216H252V217H250ZM255 216H256V218H258L260 216V218H258V219L259 220L262 219V220L258 221V219H257L258 222H256V220L254 219ZM83 219L84 220L86 219V221L90 223L89 226H88V223L86 221H85L86 223L83 222L84 221ZM55 220H52V221H55ZM97 220H98V222H97ZM91 221L93 223L94 222L95 223L97 222V223L92 224ZM55 222H59V221L56 220ZM259 222H261V225ZM93 225H95V226H93ZM62 227H63V225H62ZM80 228H81V226H80ZM102 229L105 230V228H102ZM233 233H231V234L236 236L237 233H234V234ZM99 234L101 236H99ZM237 235L242 236L243 234L241 233V234H237ZM91 236H92V239H91ZM237 237H235V239ZM87 240L88 241L90 240V242H88ZM82 242L83 243L85 242V244H80ZM222 242L225 243L224 241H222ZM223 243L221 245H223ZM76 244H78V245L76 246ZM199 245H201V244H199ZM72 246H75V247H72ZM7 247L12 248L13 250L15 248L16 251L15 250L14 251L9 250L10 248L8 249ZM76 247H78V248H76ZM228 249L229 250L233 249L237 254L236 253H234V254L230 253L232 256L231 255L229 256L227 254V252L225 253V251H228ZM7 252H9V253L7 254ZM205 253H206V255H205ZM222 253L226 254V256L231 257V258L227 259V257L224 256V254H222ZM10 254H12V255L10 256ZM8 255H9V257H7ZM197 256L195 255V259ZM90 257H92V255H90ZM223 257H224V259H223ZM206 258H207V260H206Z\"/></svg>",
  "mask_w": 264,
  "mask_h": 264
}]
</instances>
